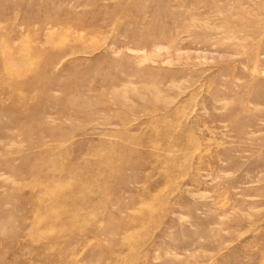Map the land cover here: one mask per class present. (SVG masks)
<instances>
[{
    "label": "rangeland",
    "instance_id": "374dc122",
    "mask_svg": "<svg viewBox=\"0 0 264 264\" xmlns=\"http://www.w3.org/2000/svg\"><path fill=\"white\" fill-rule=\"evenodd\" d=\"M0 264H264V0H0Z\"/></svg>",
    "mask_w": 264,
    "mask_h": 264
},
{
    "label": "bare ground",
    "instance_id": "6f19581e",
    "mask_svg": "<svg viewBox=\"0 0 264 264\" xmlns=\"http://www.w3.org/2000/svg\"><path fill=\"white\" fill-rule=\"evenodd\" d=\"M53 188V187H52Z\"/></svg>",
    "mask_w": 264,
    "mask_h": 264
}]
</instances>
